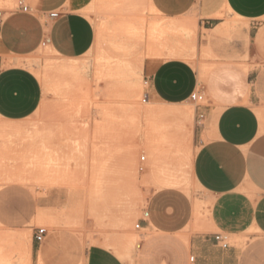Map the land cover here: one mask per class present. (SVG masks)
<instances>
[{
	"label": "rangeland",
	"instance_id": "1",
	"mask_svg": "<svg viewBox=\"0 0 264 264\" xmlns=\"http://www.w3.org/2000/svg\"><path fill=\"white\" fill-rule=\"evenodd\" d=\"M17 1L0 0V9L10 12ZM78 11L94 26L91 49L67 58L41 46L25 57L22 66L41 85L39 106L19 121L0 118V264H30L26 248L38 227L58 240V248L65 247L68 237L73 264L84 263L85 252L93 244L109 248L125 264H138L136 245L142 230L136 231L134 225L154 202L163 203L169 212L185 203L186 241L212 232L210 198L191 176L195 128L204 126L202 121L197 125L196 103L171 107L142 102L144 63L170 58L166 57L168 43L158 31L172 29L175 43L187 53L183 60L204 76L224 59L218 50L242 49L243 54L235 58L253 71L255 111L264 128V16L251 25L249 44V22L223 15L233 27L219 34L211 50L204 40L212 37V30L200 33L195 15L182 18L189 29L181 19L179 23L161 16L149 0H83ZM261 31L262 42L255 46ZM162 51L164 56L150 54ZM205 102L204 97L199 104ZM126 159L133 164L132 180L121 175ZM139 165L143 170H138ZM157 216L168 221L162 213ZM143 231L147 241L151 232ZM225 242L234 254L233 264H264V233L256 227L228 235ZM160 252L147 245L139 252L141 262ZM177 253L171 251L174 264H178ZM190 256L193 253L188 251L187 264H192Z\"/></svg>",
	"mask_w": 264,
	"mask_h": 264
},
{
	"label": "crops",
	"instance_id": "2",
	"mask_svg": "<svg viewBox=\"0 0 264 264\" xmlns=\"http://www.w3.org/2000/svg\"><path fill=\"white\" fill-rule=\"evenodd\" d=\"M149 1L168 20L195 15L200 33L202 29L212 30V37L204 40V46H210L211 50L220 40L219 34L224 32L217 27L232 22L224 21L223 15L248 21V38L251 25L264 16V0ZM24 2L28 11L16 8L0 24V118L8 121L29 117L41 100L39 80L22 66L25 57L46 46L62 57L77 58L87 53L95 40L92 22L78 11L83 0ZM262 39L263 31L256 34L255 46ZM248 41L250 44V38ZM218 53L224 59L215 62L205 76L202 71L201 79V70L197 71L181 58L143 65V75L148 78L149 102L176 107L191 101L190 94L194 91H200L206 98L205 104L195 107V119L202 114L200 121L204 126L195 128L197 148L191 160V176L195 185L210 198L212 232L196 234L186 241L183 228L189 211L185 203L169 212L163 203L154 202L149 210L145 209L148 215L137 220L136 231L142 230L136 245L138 264H160L161 261L174 264L171 255L174 249L178 250V264H187L188 251L193 253V259L189 258L192 264H233L234 254L225 242L226 236L239 235L251 227L264 233V128L255 111L253 71L245 69L235 58L243 54L242 49H220ZM150 54L164 56L165 51ZM261 84L264 89V82ZM159 213L166 216V223L157 216ZM143 229L151 232L147 241ZM216 234L223 240H215ZM68 242L66 237L65 247L58 248V240L47 234L41 242L33 239L26 248L28 261L30 264H73ZM147 245L161 252L143 263L139 252ZM80 264L125 263L109 248L93 244L87 248L84 263Z\"/></svg>",
	"mask_w": 264,
	"mask_h": 264
},
{
	"label": "bare ground",
	"instance_id": "3",
	"mask_svg": "<svg viewBox=\"0 0 264 264\" xmlns=\"http://www.w3.org/2000/svg\"><path fill=\"white\" fill-rule=\"evenodd\" d=\"M157 12V11H156ZM182 20H184V19H181V21ZM174 21V20H173ZM175 21H177L178 22V20H175ZM174 21V22H175ZM180 21V20H179ZM181 21L179 22V23H181ZM185 21H187V20H185ZM189 21V20H188ZM176 22V23H177ZM183 22V21H182ZM191 22V21H190ZM171 23H172V21H171ZM162 24V23H161ZM170 24V23H169ZM174 24V23H173ZM183 24H184V26L186 25L187 26V24H185V22H183ZM183 24H181V25H183ZM192 24H194V23H191L190 25H192ZM236 24V23H235ZM154 25V24H153ZM176 25H179V24H176ZM180 25V26H181ZM189 25V26H190ZM231 25H232V27H233V23L232 22H227V23H224L223 25H221V26H219V27H217V29L219 30V31H224L225 30V28H227L228 26H230L231 27ZM163 26V25H162ZM172 26V25H171ZM173 26H175V25H173ZM184 26H182V27H184ZM168 27H170L169 25H168ZM191 27H193V25L191 26ZM157 28H158V26H157ZM156 28V29H157ZM163 28H166V26H164ZM171 28H173V27H171ZM175 28V27H174ZM173 28V29H174ZM177 28V27H176ZM175 28V29H176ZM187 28H189L188 26H187ZM153 29H154V27H153ZM159 29V28H158ZM158 29L156 30V31H158ZM160 29H161V26H160ZM190 29V28H189ZM189 29H185V32L186 33H188L190 30ZM155 30V29H154ZM172 30V29H171ZM171 30H170V32L166 29H164V30H161V31H158L160 34H163V36H164V38H165V41H167V43H168V45L165 47L166 49H167V52H166V57L168 56V57H170V58H181V59H183L184 57H185V55L187 56V53H185V49L182 47V45H180V43H179V45H178V43L176 44L175 43V36L173 37V34L171 35ZM177 30V29H176ZM180 29H178V31H179ZM196 30V29H195ZM194 30V31H195ZM175 31V30H174ZM176 32V31H175ZM184 32V33H185ZM176 34H178V33H176ZM181 34V33H180ZM186 35V34H185ZM177 36V35H176ZM178 36H180V35H178ZM181 37V36H180ZM101 38V37H100ZM178 38V37H177ZM180 39V38H179ZM185 39V38H184ZM184 39H183V37H181V40H183L184 41ZM181 40H180V42H181ZM189 40V39H188ZM187 40V41H188ZM177 41V40H176ZM181 42V44H185V42ZM179 42V41H178ZM192 42V41H191ZM187 44V46H188V43H186ZM191 44V43H190ZM186 45H185V47H187ZM190 46V45H189ZM192 46V45H191ZM166 49H165V51H166ZM200 74V76H201V73H202V71H200L199 72ZM182 113V112H181ZM185 113V112H184ZM187 113H189V111H187ZM191 132H192V129H191ZM147 142L149 143V139H147ZM101 168H103V166H101L100 167V170H101ZM121 175H122V178L123 179H128V180H132L133 178H134V170H133V164L131 163V160H125V162H124V165L122 166V171H121ZM97 179V181H96V185L98 186V178H96ZM96 186V187H97ZM196 207V206H195ZM196 211H197V209H196ZM45 217V216H44ZM49 220V219H48ZM127 237V236H126ZM125 237V238H126ZM1 239V238H0ZM129 240L130 239H128V238H126V241H128L129 242ZM110 245V244H109ZM29 246V245H28ZM114 246V245H113ZM118 249H119V247H117ZM120 250V249H119ZM123 251V250H122ZM117 252H119V251H117ZM124 252V251H123ZM122 252V253H123ZM121 252H120V256H121V254H122ZM125 254V253H124ZM123 255V254H122ZM127 256H129L128 254L126 255V257ZM30 257V256H29ZM125 259V258H124Z\"/></svg>",
	"mask_w": 264,
	"mask_h": 264
},
{
	"label": "built area",
	"instance_id": "4",
	"mask_svg": "<svg viewBox=\"0 0 264 264\" xmlns=\"http://www.w3.org/2000/svg\"><path fill=\"white\" fill-rule=\"evenodd\" d=\"M17 8L22 10V11H28L29 10V8H28L27 4L24 2V0H18L17 1ZM7 13L8 12H6L5 10L0 9V24L3 22ZM50 15L55 16L56 13H51ZM143 83H144V85H146V88H147V85H148V78L147 77H145V79L143 80ZM190 100L192 102H195L196 105H200L199 102L204 100V95L200 91H194L193 93L190 94ZM147 101H148V92L145 90L143 93L142 102H147ZM202 116L203 115L200 113L197 115V117H196L197 125L201 124L200 119L202 118ZM143 160H144V156H141L140 161H143ZM138 170H140V171L143 170V166L139 165ZM147 215H148V213L144 209L142 212L141 218L146 217ZM138 228H139V221H137L134 225L135 230H137ZM46 234H47L46 228L38 227V228H36V230L33 234V239L37 242H41L45 238ZM214 238L217 241L223 240V237H221L219 234H216L214 236ZM190 259L192 260L193 256H191Z\"/></svg>",
	"mask_w": 264,
	"mask_h": 264
}]
</instances>
